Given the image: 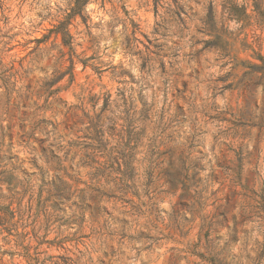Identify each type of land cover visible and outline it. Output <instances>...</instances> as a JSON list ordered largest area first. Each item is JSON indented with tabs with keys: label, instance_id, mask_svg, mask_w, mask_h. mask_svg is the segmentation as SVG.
I'll return each mask as SVG.
<instances>
[{
	"label": "rangeland",
	"instance_id": "1",
	"mask_svg": "<svg viewBox=\"0 0 264 264\" xmlns=\"http://www.w3.org/2000/svg\"><path fill=\"white\" fill-rule=\"evenodd\" d=\"M0 264H264V0H0Z\"/></svg>",
	"mask_w": 264,
	"mask_h": 264
}]
</instances>
